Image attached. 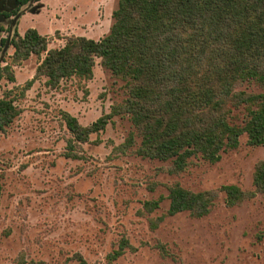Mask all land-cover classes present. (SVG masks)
Here are the masks:
<instances>
[{
  "label": "rangeland",
  "instance_id": "obj_1",
  "mask_svg": "<svg viewBox=\"0 0 264 264\" xmlns=\"http://www.w3.org/2000/svg\"><path fill=\"white\" fill-rule=\"evenodd\" d=\"M117 3L31 0L16 16L0 17V97L12 98L20 110L0 131V264H76L80 258L87 264H264V196L255 193L228 207L220 191L225 185L254 191L253 173L264 161V145L249 146L242 135L237 148L222 152L218 162L198 157L184 171L171 173V161L136 154L141 138L120 114L70 152L72 136L63 113L90 125L124 102V82L96 59L90 81L65 80L52 89L38 78L23 90L39 59L13 60L14 31L36 30L47 38L48 49L62 47L70 36L99 40L109 32ZM13 8L14 0H0V12ZM235 90L263 91L249 84ZM130 136L133 145L121 149ZM174 184L194 193L213 192L209 214L168 216L166 197ZM159 197L164 200L157 209L143 208ZM121 240L128 247L110 261Z\"/></svg>",
  "mask_w": 264,
  "mask_h": 264
},
{
  "label": "trees",
  "instance_id": "obj_2",
  "mask_svg": "<svg viewBox=\"0 0 264 264\" xmlns=\"http://www.w3.org/2000/svg\"><path fill=\"white\" fill-rule=\"evenodd\" d=\"M30 1L14 0L15 8L0 12V17L16 16ZM9 44L15 62L32 55L39 59L23 90L38 78H45L52 89L65 80L90 81L96 59L124 82V102L90 125L63 113L72 136L70 152L74 143L87 142L120 114L128 116L141 138L136 154L171 161V173L184 171L198 157L218 162L222 152L237 148L242 135L249 146L264 145V0H118L109 32L99 40L70 36L62 47L48 49L45 36L27 29L23 35L14 31ZM241 84L263 91H236ZM19 114L12 98L0 97V131ZM132 145L130 136L120 148ZM252 183L254 191L249 193L235 185L222 186L226 206L255 193L264 196V161L256 165ZM215 198L213 192L194 193L174 184L168 188L166 214L188 212L202 218ZM163 200L145 202L143 208L152 212ZM126 247L121 240L108 259L116 260ZM76 264L87 263L80 258Z\"/></svg>",
  "mask_w": 264,
  "mask_h": 264
},
{
  "label": "crops",
  "instance_id": "obj_3",
  "mask_svg": "<svg viewBox=\"0 0 264 264\" xmlns=\"http://www.w3.org/2000/svg\"><path fill=\"white\" fill-rule=\"evenodd\" d=\"M21 35V34H20ZM23 35V34H22Z\"/></svg>",
  "mask_w": 264,
  "mask_h": 264
}]
</instances>
